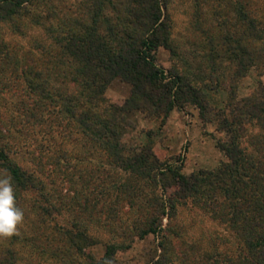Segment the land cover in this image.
<instances>
[{
	"label": "trees",
	"instance_id": "16d2710c",
	"mask_svg": "<svg viewBox=\"0 0 264 264\" xmlns=\"http://www.w3.org/2000/svg\"><path fill=\"white\" fill-rule=\"evenodd\" d=\"M171 1L0 0V100L13 98L11 109L0 104V169L11 174L24 212L20 235L0 240V264H119V245L108 246L100 260L91 254L98 244L93 226L122 239L159 231L161 253L152 264H169L179 237L172 220L188 204L241 245L222 264H264V86L246 98L231 93L223 108L210 104V93L233 91L253 68L264 71V0H193L200 11L191 43L197 74L156 63L159 48L178 58ZM116 81L130 89L123 106L106 97ZM186 106L204 122L213 115L224 135L218 148L227 162L217 170L186 176L151 147L124 142L136 114L165 124ZM79 145L97 148L102 165L85 166L73 153ZM147 188L151 195L138 202ZM126 209L134 214L128 222ZM180 246L187 259H199L194 264L219 256Z\"/></svg>",
	"mask_w": 264,
	"mask_h": 264
},
{
	"label": "rangeland",
	"instance_id": "374dc122",
	"mask_svg": "<svg viewBox=\"0 0 264 264\" xmlns=\"http://www.w3.org/2000/svg\"><path fill=\"white\" fill-rule=\"evenodd\" d=\"M199 9L193 6V0H172L169 6V17L172 24L173 46L177 49V56L173 57L171 52L165 48H159L156 53V63L166 71L179 70L180 72H190L197 74L199 71L198 60L191 44L194 41L195 32L192 30L194 17L199 14ZM207 16L208 11H201ZM14 41H21L15 37ZM25 43V42H24ZM264 86V71L260 68H253L249 73L233 84V91L217 89V92L210 93V104L212 107L223 108L235 93L237 99L246 98L255 93L258 85ZM130 89L128 86L116 81L106 92V97L115 105L123 106ZM11 96H4L0 100L3 107L9 109L13 105ZM11 109V108H10ZM213 115L207 116L204 122L199 110L194 106H186L183 110L175 109L168 117L165 124L161 120L149 119L141 114L133 117L135 130L129 131L124 138L126 145H147L152 148L153 153L163 164L179 168L181 173L189 176L199 171H212L220 168L221 164L226 163L227 159L218 148V142L224 140V135L219 133L216 128ZM257 128H251L250 133H257ZM37 143L43 140L42 134L34 137ZM245 147V145H244ZM74 154L86 159L85 166L89 168L102 165L104 157L97 148H82L77 146ZM249 153H253L249 149ZM19 163L24 164L23 158L18 155L15 157ZM113 173H120L113 168ZM159 184L162 179H158ZM144 198L138 202H143L150 194V189H145ZM157 197L163 195L161 189L155 192ZM164 197V196H163ZM176 218L173 226L178 229V236L173 239L176 248L170 257L169 264H194L190 256H184L181 244H195L201 247L202 254L219 255L209 259L206 264H222L224 257L238 255L241 245L234 237L232 232L225 226L211 219L210 215L191 204L179 206L175 213ZM123 219L131 221L134 214L127 209ZM162 229L168 224L167 217L163 218ZM90 235L98 240V244L91 249V254L100 260L104 257L106 248L111 245H119L121 248L116 254L119 264H152L159 257L161 250L159 245L162 241L163 233L158 231L155 235H148L143 239L136 236L132 239H122L111 235L104 227L93 226L89 230ZM132 232L128 229L127 235ZM192 255V254H190ZM208 258V257H207ZM199 260V259H197ZM217 261H220L219 263ZM200 262H198L199 264Z\"/></svg>",
	"mask_w": 264,
	"mask_h": 264
},
{
	"label": "clouds",
	"instance_id": "9594fccd",
	"mask_svg": "<svg viewBox=\"0 0 264 264\" xmlns=\"http://www.w3.org/2000/svg\"><path fill=\"white\" fill-rule=\"evenodd\" d=\"M24 212L17 206L12 176L7 169H0V240L20 235Z\"/></svg>",
	"mask_w": 264,
	"mask_h": 264
}]
</instances>
